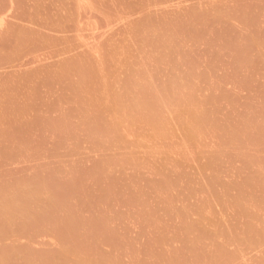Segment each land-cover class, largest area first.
<instances>
[{"label":"rangeland","instance_id":"374dc122","mask_svg":"<svg viewBox=\"0 0 264 264\" xmlns=\"http://www.w3.org/2000/svg\"><path fill=\"white\" fill-rule=\"evenodd\" d=\"M0 264H264V0H0Z\"/></svg>","mask_w":264,"mask_h":264}]
</instances>
